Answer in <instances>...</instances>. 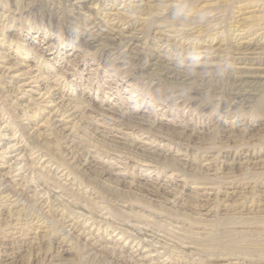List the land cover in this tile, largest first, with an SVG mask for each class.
Instances as JSON below:
<instances>
[{"label":"rangeland","instance_id":"rangeland-1","mask_svg":"<svg viewBox=\"0 0 264 264\" xmlns=\"http://www.w3.org/2000/svg\"><path fill=\"white\" fill-rule=\"evenodd\" d=\"M0 264H264V0H0Z\"/></svg>","mask_w":264,"mask_h":264},{"label":"bare ground","instance_id":"bare-ground-1","mask_svg":"<svg viewBox=\"0 0 264 264\" xmlns=\"http://www.w3.org/2000/svg\"><path fill=\"white\" fill-rule=\"evenodd\" d=\"M82 35V34H81ZM89 36V35H88ZM95 37V36H94ZM110 38V37H109ZM129 39V38H128ZM128 39H125V40H128ZM255 40V39H254ZM107 41V40H106ZM133 41V40H132ZM125 43V42H124ZM132 42H128L127 44H126V48H131V46H130V44H131ZM249 43V42H248ZM251 44V43H250ZM134 45V44H133ZM116 48V47H115ZM123 48V47H122ZM238 48V47H237ZM248 48V47H247ZM247 48H245V49H247ZM244 49V48H243ZM110 50V49H109ZM120 51H122V50H120ZM124 51V50H123ZM191 51V50H190ZM241 51V50H240ZM245 51V50H244ZM129 52V51H128ZM242 52V51H241ZM118 53V52H117ZM112 54V53H111ZM124 54V53H123ZM190 54V53H189ZM117 56V55H116ZM125 56V59H124V61L125 62H127V63H129L130 61H132V60H135L136 58H137V56H135V55H129L128 57H126V55H124ZM119 57V56H118ZM123 58V57H122ZM121 59V58H120ZM161 66V65H160ZM236 80H238V79H236ZM241 80V79H240ZM235 81V80H234ZM247 81V80H246ZM251 83V82H250ZM238 85V87H240V86H242V85H244V83H242V82H239V84H237ZM246 87V86H245ZM233 88V87H232ZM242 89V88H241ZM233 90V89H232ZM71 109V108H70ZM254 249H255V247H254ZM250 253V252H249ZM252 253V252H251ZM260 255V254H259ZM262 256V255H261ZM259 257V256H258ZM255 259V258H254ZM253 259V260H254ZM257 259V258H256ZM263 261V260H262Z\"/></svg>","mask_w":264,"mask_h":264}]
</instances>
